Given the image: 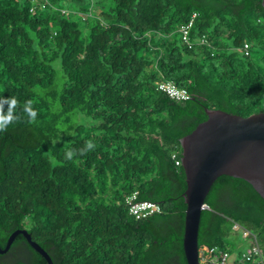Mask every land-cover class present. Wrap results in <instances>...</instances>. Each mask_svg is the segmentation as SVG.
I'll list each match as a JSON object with an SVG mask.
<instances>
[{
	"label": "trees",
	"instance_id": "16d2710c",
	"mask_svg": "<svg viewBox=\"0 0 264 264\" xmlns=\"http://www.w3.org/2000/svg\"><path fill=\"white\" fill-rule=\"evenodd\" d=\"M192 12L184 41L179 26ZM160 81L189 97L168 96ZM11 98L18 119L0 132L1 247L25 228L52 264H187L179 139L206 107L264 112V8L261 0H0V100ZM132 192L161 210L135 218L125 202ZM204 201L198 251L230 253L237 222L264 256V199L248 181L220 174ZM0 264L47 261L17 234Z\"/></svg>",
	"mask_w": 264,
	"mask_h": 264
},
{
	"label": "water",
	"instance_id": "95a60500",
	"mask_svg": "<svg viewBox=\"0 0 264 264\" xmlns=\"http://www.w3.org/2000/svg\"><path fill=\"white\" fill-rule=\"evenodd\" d=\"M264 8V0H261ZM206 118L179 139L180 163L186 187L183 225V252L187 264H199L198 225L205 196L220 174L241 177L264 199V112L248 115L206 107ZM17 234L40 253L47 264L52 260L46 250L31 238L25 228L11 231L0 253L5 252Z\"/></svg>",
	"mask_w": 264,
	"mask_h": 264
},
{
	"label": "built area",
	"instance_id": "2783aa9c",
	"mask_svg": "<svg viewBox=\"0 0 264 264\" xmlns=\"http://www.w3.org/2000/svg\"><path fill=\"white\" fill-rule=\"evenodd\" d=\"M195 15L196 12H192L188 21L179 26L180 36L184 41H188V30L192 25ZM200 42H203V38L200 39ZM157 88L177 100L189 97V93L184 88L177 87L172 81H160L157 83ZM175 163L179 164L180 159H175ZM125 202L128 206L129 213L135 218L144 217L161 210L160 205L154 201L137 200L136 192H132L126 196ZM230 229L246 239L245 249L239 251L237 257L230 261L227 260L229 253L223 248L213 246L208 251L201 249L198 251V255L200 253L199 264H244L246 261H253L255 264H264V256L261 255L256 235L237 222H233Z\"/></svg>",
	"mask_w": 264,
	"mask_h": 264
},
{
	"label": "clouds",
	"instance_id": "9594fccd",
	"mask_svg": "<svg viewBox=\"0 0 264 264\" xmlns=\"http://www.w3.org/2000/svg\"><path fill=\"white\" fill-rule=\"evenodd\" d=\"M4 103L8 104V111L7 113L4 112ZM17 106V100L15 98L11 99H3L0 100V132H4L7 130V126L11 123H13L18 117L14 116V110ZM25 112L28 114L29 118L31 120H34L37 113L30 107L26 106L25 107ZM88 147L91 148L93 147L91 142H88ZM72 153H68V158H71Z\"/></svg>",
	"mask_w": 264,
	"mask_h": 264
},
{
	"label": "rangeland",
	"instance_id": "374dc122",
	"mask_svg": "<svg viewBox=\"0 0 264 264\" xmlns=\"http://www.w3.org/2000/svg\"><path fill=\"white\" fill-rule=\"evenodd\" d=\"M86 5V4H85ZM81 24V22H79ZM226 240L232 243L233 249L228 254L227 260L230 261L237 257L239 251H242L246 247V243L239 233L231 231Z\"/></svg>",
	"mask_w": 264,
	"mask_h": 264
}]
</instances>
